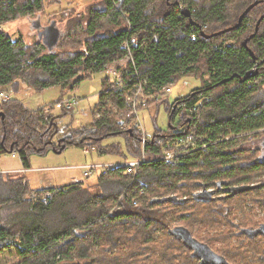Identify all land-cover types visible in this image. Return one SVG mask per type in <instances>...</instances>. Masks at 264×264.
I'll return each instance as SVG.
<instances>
[{
    "label": "trees",
    "instance_id": "16d2710c",
    "mask_svg": "<svg viewBox=\"0 0 264 264\" xmlns=\"http://www.w3.org/2000/svg\"><path fill=\"white\" fill-rule=\"evenodd\" d=\"M253 1L102 0L84 23L79 22L83 49L63 55L43 43L31 50L21 37L13 39L0 28V91L11 90L21 80L34 89L60 85L63 95L105 72L112 61L131 56L122 73L123 85L102 78L98 113L88 127L66 133L54 129L48 135L39 128L47 124L49 114L14 98L0 100V154L17 152L25 168L30 167V154L69 144L123 159L159 156L141 163L135 174L107 168L90 187H53L44 199H26L30 187L25 177L12 179L15 176L0 172V252L14 248L18 264H264L263 233L240 232L264 225V216L255 215L256 206L264 208V148H235L264 136V0L237 23ZM41 6L42 0H0V25ZM104 22L112 26L104 29ZM188 75L198 77L199 86L166 108L169 129L146 135L142 145L143 132L133 126L137 117L132 114L126 126L118 118L117 112L123 111V118L131 112L126 97L139 84L146 99L164 93ZM146 101L138 105L139 111ZM175 114L176 125L171 122ZM190 133L193 148L167 145ZM114 136L123 142L101 144ZM167 150L177 154L160 158ZM162 186L180 188L185 195L167 194ZM221 186L232 191L225 194ZM208 188L214 193L210 199L193 198ZM166 205L204 232L193 230L192 224L173 225ZM199 207L205 209L201 216ZM177 228L190 235L189 241L175 232Z\"/></svg>",
    "mask_w": 264,
    "mask_h": 264
},
{
    "label": "rangeland",
    "instance_id": "374dc122",
    "mask_svg": "<svg viewBox=\"0 0 264 264\" xmlns=\"http://www.w3.org/2000/svg\"><path fill=\"white\" fill-rule=\"evenodd\" d=\"M101 1L102 0H42V6L39 11L3 23L0 25V28L11 35L13 39L18 36L21 37L25 44L29 46V49L32 50L36 43H42V38L39 37L38 31L42 30L43 27L53 24L60 33V39L54 50L60 55H63L77 49H83L85 35L81 28H79V22L84 23L88 16V12L92 8H98ZM125 25L126 22L123 23V26ZM110 26L112 25L104 22L102 28L109 29ZM230 41L231 40H227V42ZM41 52H46V49ZM124 66L123 63L115 65V67H118L119 71H123ZM107 74L108 72L95 73L90 78H86L79 82L73 89L66 90L67 92L65 93L63 92V95L62 91L64 90L61 89L60 85L34 89L25 86L21 80H17L11 90L3 92L10 94L11 98L22 101L24 106H27L33 111L42 110L41 112L44 113V115L49 114L47 124L39 128L42 132L50 135L54 129H56L59 130V133H66V131L71 130V128H79L82 125L83 127H88V125L92 123L93 118L97 116L98 112L95 105L98 100L101 80L103 77L107 78ZM199 83L200 79H198V77L192 75L181 76L176 82L171 84L169 92L164 91V93L161 94L151 95L148 96L147 99L146 95H144V100H149V102L143 110L139 111L138 119L140 118L142 122L145 134L148 136L157 132L156 130H168V112L166 108H169L168 106H171L170 104L178 97H184L192 90H196ZM61 96H63V99L60 98ZM140 96L142 95H138V98H140ZM165 96L166 98H164ZM72 98L77 99V102L73 104L72 108L69 109L64 107L65 101L62 100ZM199 99L202 101L200 97ZM62 107L64 110H62ZM167 110L170 111V109ZM63 111L67 113L60 115ZM122 112L123 111L117 112L118 118H121V121L124 123L123 126L129 125L127 114L130 113V110L124 118ZM134 116L136 117V115ZM178 121L179 115L175 114L174 120L171 122L176 125ZM172 125L174 124H171V126ZM74 136L75 138H79V130L78 132L75 131ZM119 137L120 136L105 138L101 144L106 145L112 142H123V139ZM258 140L259 138L248 139L235 148L259 146ZM172 142H176V140H172ZM13 154L15 156H13ZM120 158L116 155H106L105 153H99L97 151H93V153L90 154L86 152V149L80 146L69 144L59 151L50 149L45 153L30 154L29 163L32 170L26 172L17 170V168L20 169L22 167L17 152L1 153L0 170H17L7 174L9 176H15L12 177V179L21 175L25 177L30 187L29 191L24 194L26 199H35L37 197L44 199L46 195L50 194L49 190L53 187H67L78 184L90 187L93 185L98 174L101 172L100 169L96 170L91 176L85 177L83 175L84 170L77 167L79 164L119 161ZM160 189L161 191H166L167 194L178 193L180 196L185 195L180 188L171 191L162 186ZM167 206L168 205L163 206V208L168 209L167 212L169 217L173 215V225L181 223L187 225L192 224L193 230L204 232V228L197 225V222L194 223L190 221L189 223L186 219L179 218L175 213L178 212V209L168 208ZM188 208L190 207H179V210L183 209L186 211ZM204 211L205 209L203 207H199L197 209V215L201 216ZM257 218H259V215ZM128 231L129 230H127V232ZM127 247V245L124 246L123 244L122 250H126ZM112 251H115V249H112ZM20 260L14 248L0 252V264H18Z\"/></svg>",
    "mask_w": 264,
    "mask_h": 264
},
{
    "label": "built area",
    "instance_id": "2783aa9c",
    "mask_svg": "<svg viewBox=\"0 0 264 264\" xmlns=\"http://www.w3.org/2000/svg\"><path fill=\"white\" fill-rule=\"evenodd\" d=\"M192 38H194L193 35H192ZM123 46L126 47V44H123ZM130 60H131V56L128 54L125 55L123 58H121L116 63V65H119V63H123L125 65L123 68V71H119V69H118V71H116L115 69H108L106 71V73L108 72L107 77L111 81H113L115 84H117L119 86L123 85L124 80L122 77V73L125 71L126 66ZM111 71H113L112 75H111ZM142 88L143 87L139 84L135 89L137 95H142V96H140V98H142V99L138 98V101H136L135 99H131L130 95H129L126 97V101L131 108V112L127 114V117L128 118L131 117L132 114L136 115L137 119L133 122V126L135 128L140 129L143 132L141 142H142V145H144L145 141H146V134H145V130L143 128L142 122L140 121V118L138 119V116H139L138 105L140 103L141 104L145 103ZM164 91L169 92L170 89L168 87H166V88H164ZM9 98H11L10 94L3 92V91H0V100H8ZM62 101H65L64 102L65 104L63 105L64 107L71 109L73 104L77 102V99L72 98V99H65ZM194 138L195 137H194L193 133H190L185 137L176 138V140H177L176 148H180V147L181 148H189V149L193 148L191 146L193 145L192 142H193ZM176 154L177 153H175L174 150H170V151L165 152V154L163 156H160V158L162 157L165 159H170V158H173ZM158 158H159V156H156L153 158H147L143 154L141 157H136V158H129V159L120 158L119 161H112V162H91V163L79 164L77 167L84 170L83 175L85 177L91 176L94 172H96V170L100 169L101 172H104L107 168H114V167H120L122 169L123 174H135L138 171V168L141 165V163L147 161L148 159H158ZM21 171L25 172V171H29V169L23 168V169H21ZM48 195H46V197ZM37 198H35V199H37Z\"/></svg>",
    "mask_w": 264,
    "mask_h": 264
},
{
    "label": "water",
    "instance_id": "95a60500",
    "mask_svg": "<svg viewBox=\"0 0 264 264\" xmlns=\"http://www.w3.org/2000/svg\"><path fill=\"white\" fill-rule=\"evenodd\" d=\"M259 1L261 0H254L253 2H251L245 9L244 11L239 15L238 18V22L240 23L243 16L252 8L254 7L256 4L259 3ZM181 11L188 17H190V12L187 8H182ZM263 18V16L261 15L257 22H256V26H255V30L253 33H256L258 30V26L259 23L261 21V19ZM229 29V28H228ZM39 32V37L42 38V43L47 47V49L52 50L58 43L59 38H60V33L57 30V28L55 26H53V24L51 26H47V27H43L42 30L38 31ZM252 33V34H253ZM252 34H250L249 37L252 36ZM249 37L245 38L243 41V44L246 45ZM40 40V39H39ZM252 54V53H251ZM256 69L255 70H251L249 72H247V76H252L253 74H255ZM262 145L264 146V136L262 137ZM61 150V149H59ZM58 150V151H59ZM211 194H212V190H206L203 189L201 191H198L196 193H194L193 198L195 200H200V201H206L208 199L211 198ZM155 199H152L151 202H154ZM177 234H179L181 237H183L184 239H186L187 241H189L190 239V235L182 228H177L175 231Z\"/></svg>",
    "mask_w": 264,
    "mask_h": 264
},
{
    "label": "flooded vegetation",
    "instance_id": "af4514ba",
    "mask_svg": "<svg viewBox=\"0 0 264 264\" xmlns=\"http://www.w3.org/2000/svg\"><path fill=\"white\" fill-rule=\"evenodd\" d=\"M257 142L259 143L258 147L264 148V146L262 145V137L259 138V140ZM253 185L254 184H252L251 186H253ZM220 188L224 191L225 194L232 191V188L228 187V186H221V187H219V189ZM206 190H212V189L208 188ZM213 195H214V193L211 194V196H213ZM247 202H249V201H247ZM255 215H256V217L259 215V218L264 216V208L256 206L255 207ZM262 226H264V225L254 227V228H245V229L241 228L240 232L244 233L247 236L261 235L259 233H263L262 236H264V227H262Z\"/></svg>",
    "mask_w": 264,
    "mask_h": 264
},
{
    "label": "bare ground",
    "instance_id": "6f19581e",
    "mask_svg": "<svg viewBox=\"0 0 264 264\" xmlns=\"http://www.w3.org/2000/svg\"><path fill=\"white\" fill-rule=\"evenodd\" d=\"M123 47H124V46H123ZM124 48H126V47H124ZM128 55H130V54H128ZM123 57H124V56H123ZM123 57H121V58H123ZM121 58L116 59V60L112 61L111 63H109V64L106 66L105 72H106L108 69H115L116 71H118V68L115 67V65H116L117 61H119ZM112 72H113V71H111V75H112ZM143 95H144V94H143ZM149 96H151V95H149ZM130 98H131V99H135L136 101H138V95H137L136 91H134V93H133L132 96L130 95ZM175 140H176V139H175ZM167 145H168V146H169V145H172L174 148H176V146H177V140H176V142H168ZM167 151H170V150H167ZM167 151H166V152H167ZM200 191H201V190H200Z\"/></svg>",
    "mask_w": 264,
    "mask_h": 264
},
{
    "label": "crops",
    "instance_id": "0c3cea01",
    "mask_svg": "<svg viewBox=\"0 0 264 264\" xmlns=\"http://www.w3.org/2000/svg\"><path fill=\"white\" fill-rule=\"evenodd\" d=\"M86 152L87 153H93V151L91 152V151H89L88 152V150H86ZM13 156H15V155H13ZM19 157V156H18ZM118 157V156H117ZM120 158V157H119ZM21 161V160H20ZM23 168H25V167H23V165H22V167L19 169V168H17V170H21V169H23ZM25 169H29V170H32V167L30 166L29 168H25ZM17 170H9V169H5V170H0V172H2V173H4V172H8V173H10V172H14V171H17ZM26 172V171H25Z\"/></svg>",
    "mask_w": 264,
    "mask_h": 264
}]
</instances>
